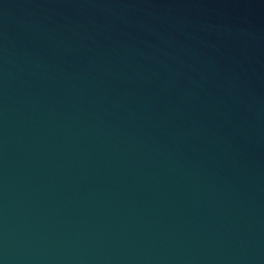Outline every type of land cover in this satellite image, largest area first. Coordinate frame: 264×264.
Returning <instances> with one entry per match:
<instances>
[{
	"label": "water",
	"instance_id": "1",
	"mask_svg": "<svg viewBox=\"0 0 264 264\" xmlns=\"http://www.w3.org/2000/svg\"><path fill=\"white\" fill-rule=\"evenodd\" d=\"M0 264H264V0H0Z\"/></svg>",
	"mask_w": 264,
	"mask_h": 264
}]
</instances>
